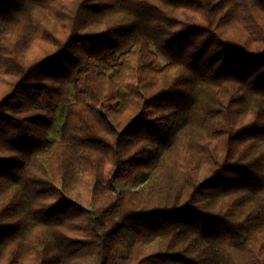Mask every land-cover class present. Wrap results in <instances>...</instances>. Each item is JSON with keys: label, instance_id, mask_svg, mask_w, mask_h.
Here are the masks:
<instances>
[{"label": "trees", "instance_id": "1", "mask_svg": "<svg viewBox=\"0 0 264 264\" xmlns=\"http://www.w3.org/2000/svg\"><path fill=\"white\" fill-rule=\"evenodd\" d=\"M0 264H264V0H0Z\"/></svg>", "mask_w": 264, "mask_h": 264}, {"label": "rangeland", "instance_id": "2", "mask_svg": "<svg viewBox=\"0 0 264 264\" xmlns=\"http://www.w3.org/2000/svg\"><path fill=\"white\" fill-rule=\"evenodd\" d=\"M60 126H61V121H60V119H57L54 126L49 131V137L50 138H57L58 137L59 131H60Z\"/></svg>", "mask_w": 264, "mask_h": 264}]
</instances>
